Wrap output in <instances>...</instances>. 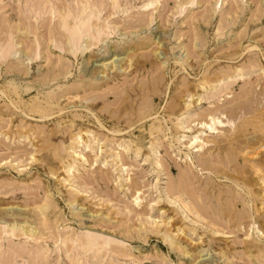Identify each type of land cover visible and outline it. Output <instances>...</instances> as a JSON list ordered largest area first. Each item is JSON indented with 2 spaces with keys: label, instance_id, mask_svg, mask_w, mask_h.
Wrapping results in <instances>:
<instances>
[{
  "label": "rangeland",
  "instance_id": "1",
  "mask_svg": "<svg viewBox=\"0 0 264 264\" xmlns=\"http://www.w3.org/2000/svg\"><path fill=\"white\" fill-rule=\"evenodd\" d=\"M0 264H264V0H0Z\"/></svg>",
  "mask_w": 264,
  "mask_h": 264
},
{
  "label": "bare ground",
  "instance_id": "2",
  "mask_svg": "<svg viewBox=\"0 0 264 264\" xmlns=\"http://www.w3.org/2000/svg\"><path fill=\"white\" fill-rule=\"evenodd\" d=\"M84 23H82V25H83ZM77 25V24H76ZM82 25H81V27H82ZM66 27V26H65ZM80 25H79V30H81L80 28ZM73 28H74V26H73ZM76 28H77V26H76ZM76 28H75V30H76ZM69 29V28H68ZM74 30V29H73ZM70 31H72L71 29H70ZM73 32V31H72ZM79 32V31H78ZM80 34V33H79Z\"/></svg>",
  "mask_w": 264,
  "mask_h": 264
}]
</instances>
